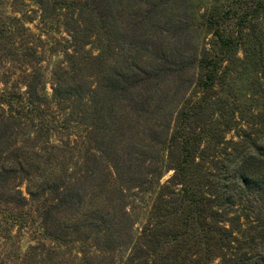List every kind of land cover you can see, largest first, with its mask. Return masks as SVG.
Instances as JSON below:
<instances>
[{"label": "rangeland", "instance_id": "obj_1", "mask_svg": "<svg viewBox=\"0 0 264 264\" xmlns=\"http://www.w3.org/2000/svg\"><path fill=\"white\" fill-rule=\"evenodd\" d=\"M56 1L48 0L42 9L31 0H0V127H9L17 156L11 162L21 160L35 167L34 174L42 176L38 182L54 181L65 190L73 188L69 194L74 208L55 213L43 231L31 204L22 209L0 201V264H129L135 247L137 250L144 245L140 238L143 232L159 239L160 247L150 248L146 258L141 249L139 264H152L154 260L168 264L184 258L187 264L188 259L191 264H222L214 255L207 263L201 260L208 258V249L212 254L216 251L212 243L194 239L192 231L185 240L171 242L183 217L180 222L169 216L170 221L160 226L159 214L155 216L152 209L150 215L158 191L169 187L166 192L178 194L181 190L180 184L170 186L172 170L165 169L152 189L146 183L149 175L144 174L150 162L176 158L179 140L174 141L173 136L181 121L196 140L194 160L186 174L200 166V178L196 175L195 182L199 199L215 210L213 195L223 193L234 238L244 239L242 247L248 257L259 258L264 264V236L256 233L264 225V183L259 174L264 164L251 145L264 143V15L251 18L239 28L236 17L253 13L254 5L249 0H167L166 5L160 4L162 0H58L65 6L54 8ZM70 2L83 10L67 8ZM225 13L229 19L221 23L220 30L231 38L243 37L228 53L220 52L217 38L203 25L205 15L223 17ZM77 24L82 30L80 42L85 45L75 52L68 30ZM86 27H96L89 39L84 37ZM114 32L119 33L121 41L114 39ZM107 45L112 50L106 64L88 60ZM32 52L35 58L28 56ZM213 55L224 59L216 84L204 92L199 86L204 71L198 61ZM164 62L169 72L139 85L125 102L109 101L105 89L96 96L92 93L117 69L135 83L147 80V74H157ZM183 65L185 68L179 70ZM58 66L68 70L79 67L77 81L84 92L81 102L69 104L65 110L50 100L52 72ZM36 71L43 77L47 98L40 105V115L37 109L34 111L26 87L29 75ZM144 101L149 103L141 109ZM200 104L204 107L198 110ZM136 105L148 113L138 117ZM108 107L112 115H108ZM97 109L102 113L99 118ZM55 121L77 129L49 128L35 147L43 157L36 158L23 140L32 141L40 128ZM111 133L114 135L107 138ZM96 150L103 155L107 152L126 173L129 164L135 167L138 159H144L136 180L145 179L146 192L132 188L118 195L110 191L111 187L102 189L106 172L101 162L95 166L92 155ZM245 155L251 159L244 170L259 181L251 187L236 182V171ZM216 184L220 187L217 191ZM20 190L28 197L25 183ZM1 192L5 195L2 188ZM19 214L26 218L22 224ZM45 230L67 245L49 239Z\"/></svg>", "mask_w": 264, "mask_h": 264}, {"label": "trees", "instance_id": "obj_2", "mask_svg": "<svg viewBox=\"0 0 264 264\" xmlns=\"http://www.w3.org/2000/svg\"><path fill=\"white\" fill-rule=\"evenodd\" d=\"M31 1H34L42 9H45V5L48 3V0ZM239 1L241 2V0ZM56 2L58 3V0ZM167 2V0H162L160 4L163 3L162 5H166L168 4ZM249 3L254 5V14L247 12L239 14V16L236 17L237 25L239 26V28H242L246 23H250L251 18L258 17L261 14L264 15V0H249ZM53 6L54 8L56 6H58L59 8H64L65 2L63 5L62 2H59L58 4L54 3ZM67 8H75L78 11L83 10V8H76V4L74 2H70ZM154 8L155 7H153V9ZM234 8L244 11L239 7ZM228 17V13H225L223 17H220L218 15L215 16L212 14H208L203 17V25L213 32V35L217 38L216 43L219 46L220 52L222 53H228L232 49L237 48L238 44L243 40V37L241 38V36L237 39L231 38L230 36L225 35L223 31L220 30L221 23L224 22L225 19H229ZM103 21L104 17L103 20H101V23ZM102 27L103 26H100V29H103ZM95 30L96 27H86L85 31L87 32L84 37L86 39H89ZM251 30L253 31V29ZM68 31L71 33L70 36L73 40L72 43L74 46V51L78 52L85 45L84 42H80V33L82 32L81 27L78 25ZM252 37L255 40L257 39L256 36ZM114 39L119 42L122 40V37L119 36V33L114 32ZM111 50L112 47L110 45H107V48H101L97 56L93 57L90 55L88 57V60H94L97 65H102L103 63L106 64L105 58L111 55ZM28 56L30 58H35L34 52L28 54ZM227 56L225 57L227 58ZM223 59L224 58L218 55H213L198 61L199 67L202 71H204V76L199 81V86L204 92H208V90H211L216 84L215 81L219 73L221 64L223 63ZM82 62L83 61H81V63ZM184 68L185 65L181 66L179 70H182ZM169 70L170 69L168 68V63L164 62L163 66L158 69L157 74H155V71L154 74H147V76L149 77L147 80H139L133 83L129 81L128 74L117 69L112 74L105 76L102 85L97 86L96 90L92 93L96 96L102 89H105V91L108 92L109 101H113V103L125 102L127 97L129 96V92L136 89L139 85L141 86L142 84H149L152 80L155 79L154 77L156 75L166 72L168 73ZM79 72V67H73L72 69L68 70L62 68L61 66H58L53 70L52 93L50 100L53 101L60 110H65L68 108L69 104L76 105L79 101L81 102L83 100L84 92L82 90L81 84L77 81ZM152 75L154 76L151 77ZM29 76L31 77V79L28 81V84L26 86L27 93L31 98V103L33 104V107L35 109L33 110L36 111L37 109V114L40 115V105L47 102V98L44 95L45 86L43 84V77L40 71H36ZM206 99H203L204 103L207 101ZM148 103L149 101H147V103L146 101H144L140 105L141 109L145 108L144 106ZM203 107L204 106L200 104L197 109L201 110ZM136 108V114L138 115V117L148 113V110L146 109L139 110L137 105ZM108 109V115H112L111 109L109 107ZM101 114L102 113H100V110L97 109L95 115L99 118L102 116ZM51 121H54V118H52ZM182 123L183 121H181L180 126L177 128L173 136L174 141L179 140V152L176 153V158H170L168 162H165L166 164L164 163V160L160 162H157V160L152 161L148 166H146V170L144 171V174L149 175V179L146 180V183L150 186L149 189H152L153 185L158 183L165 169H168L173 171V175L170 178V182L172 183L170 186L180 184L181 190L178 194H173V192H166L169 187H163L161 191H158L155 196V206H152L150 215L152 213V209H154V211L156 212L155 216L158 217L159 214V217L161 218H159L157 221L160 226L166 225L170 221L169 216L174 215L180 222L181 217H183L181 228L178 229L179 232L174 237L170 238L172 240L171 242L177 243L182 241L183 239L185 240L186 235H188L190 231H192V237L194 239H204L203 243L205 244L209 242L212 243L216 254H212L213 252H210V249H208V258L204 259L203 257H201V260L205 263H207L209 257H212L211 255H214L215 257L221 259L222 264H262V262L259 261V258H252V256L248 257L245 251L246 249L242 247L244 245V239L238 240L234 238V230L231 225L232 218H227L228 211L225 208L227 204L224 194H218V192H215V194L213 195V202L216 203L217 207L215 210L211 209V204L209 202H206V204H204V202L199 199L197 192L198 188L195 182H197L196 179L199 171L201 170L200 166L194 167L193 170H190V174H186V172L190 169V166H192V162L194 160V144L196 143V140L195 137H193L192 132L186 130L185 124L182 125ZM69 124L66 122L57 121H55L54 125L52 126H50V123L46 124L45 126H43V130H41V128L38 130V136L34 137L32 141L31 139L23 140V144L25 146H30V151L33 152L36 158H42L43 156H41V153L38 152L35 147L38 143H41L42 138L46 136V134H48L49 128L51 129V127L57 125L62 129H68V127L77 129L76 126H70L71 124ZM4 125L5 126H3V128L0 127V188L5 190V195H3L2 192L0 193V201L6 204H13L15 207L22 209L31 204L34 207V212L38 213V217L41 221L40 227L44 231V229H46L44 228L46 227L44 225L49 224L51 217L55 213H59L61 212V210L73 211L74 200L69 194V192H71L73 188L65 190L60 184H57L54 181H52V183H44L41 181L38 182L40 178H42V176L38 173L37 175L34 174L36 173L35 167H33L32 169L30 165L25 164L21 160H16L12 163L11 158L13 156L14 158L17 157L15 155L16 150H14L11 146L13 141L12 138L10 139L11 135L9 133V127L7 126V124ZM228 125H230V123H228ZM93 131L97 133L96 130L93 129ZM113 135L114 134L111 133L107 138H111ZM111 140H113V138ZM251 145L252 147H254L256 158L261 164H264V143L257 146L255 142H252ZM28 151L29 149H26V153ZM168 151L170 153V150ZM95 152L96 153L93 152L92 155L95 158V166L98 167L96 164L101 162L102 168L104 172H106L104 185L101 186L102 189L106 190L107 187L108 191V188L111 187L110 191L118 195H122L124 191L130 190L132 188H138L141 193L144 191L146 192L147 189L144 188L145 179H141L138 181L136 180L138 178L136 177V174L140 167L143 165L145 161L144 159H138L135 163V167H133L132 164H129V172L126 173L124 171L125 167H121L114 158L109 157L107 152L104 155L101 154L98 150H96ZM248 159H251V156L245 155L242 160L243 164H241V166L236 171L239 172L236 182L238 181L242 186L245 187H251L252 185L259 182L258 180L252 178L250 173L247 172V169L244 170ZM262 168L263 171L259 172V174L261 175V184L264 183V165L262 166ZM133 169L135 170L132 171ZM256 169L259 170L258 167ZM93 172H95V170ZM127 177L129 178L127 179ZM23 183H25V193H27L28 197L24 196L22 191L20 190V187ZM218 188L220 187L216 184L214 190L217 191ZM11 191L12 194L10 193ZM170 195V199L164 198L165 196L170 197ZM139 201H142V199H140ZM65 206L66 208H64ZM207 207L209 209L208 212H206ZM99 217L101 218V220H104L103 217ZM18 218L21 224L22 220H26V218H24V216L21 214H19ZM226 224H228L230 228H228ZM257 229L258 231L256 233H261L264 236V225H260V227H258ZM44 233L48 235L49 239L57 243H66V245L68 243L62 240L61 237L58 238L56 236H52L51 234H49L48 230H45ZM197 235L201 236L202 238ZM140 238L143 240L145 246L141 244L142 246H138L137 250L135 247L129 264H139V251H141V249L144 258H146L150 248L153 249L160 247V240L156 239L154 235L150 237L147 233L143 232V234H140ZM171 242H168V245ZM107 246L109 249L110 242L107 244ZM182 250L183 249L181 248V254L183 253ZM188 261L190 262V264L193 263L190 259H188ZM151 263L159 264L158 260H154L153 262L151 261ZM162 263L163 260L161 264ZM140 264H145V262H141ZM168 264H187V259L184 258L183 260H176L175 262H171Z\"/></svg>", "mask_w": 264, "mask_h": 264}]
</instances>
